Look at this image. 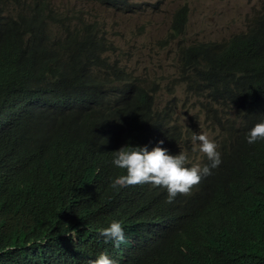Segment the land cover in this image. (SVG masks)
Segmentation results:
<instances>
[{"label":"trees","instance_id":"16d2710c","mask_svg":"<svg viewBox=\"0 0 264 264\" xmlns=\"http://www.w3.org/2000/svg\"><path fill=\"white\" fill-rule=\"evenodd\" d=\"M3 1L0 0V14ZM260 10L249 20L246 30L229 39L199 41L187 47L179 42L181 67L192 71L183 77L187 90H207L214 105L220 103L219 99L236 104L243 135L242 140L225 145L221 162L211 169L208 181L203 180L190 193H177L171 202L164 192L147 185L114 188L111 179L117 172L107 177L101 171L99 158L107 145L95 134L105 138L110 131L120 130V106H52L45 110V138L40 149L43 155L30 164L45 166L49 171L40 184L54 185L57 180L58 192L52 207L40 188L34 198L31 189L24 186L21 173L7 165V147L12 137L9 130L0 128V264H72L34 260L31 255L29 243L37 239L42 223L54 219V208L69 215L74 223H88L93 238H100L98 228L112 220L121 222L124 233L132 229L139 238L143 228H127L128 219L133 221L138 212L148 218L161 214L177 216L171 238L163 235L159 242L134 247L118 258L120 264H264V140L254 144L245 140L253 124L264 119V2ZM21 17L22 14L17 16ZM187 19L186 5L175 11L172 38L184 34ZM16 23L10 12L0 16V39L5 41L1 44L0 95L12 106L22 104L27 92L38 87L46 89L51 97L65 93V71L71 65L64 60L66 52L70 63H75L84 52H96L85 62L86 69L102 66L117 81L126 83L124 73L102 56L103 41L98 45L90 41L92 47L84 50L73 46L76 36L52 41L42 33L24 40L17 32L14 47L11 35ZM13 84L20 88L10 90ZM122 89L132 100L149 99L150 93L140 82L125 84ZM28 93L38 95L37 91ZM133 104L130 101V113L134 111ZM141 106L144 110L133 119L144 130L152 127L155 114L166 116L161 109L154 112L153 99ZM55 124L64 130L62 137L54 134ZM135 143L133 139L128 144ZM18 160L27 165L24 153H19ZM90 183L94 184V193L88 191ZM205 184H209V190H203ZM79 192H84L82 202L77 199ZM68 194L74 196L73 201ZM127 211L131 217L125 214ZM107 244L113 246L110 241Z\"/></svg>","mask_w":264,"mask_h":264},{"label":"clouds","instance_id":"9594fccd","mask_svg":"<svg viewBox=\"0 0 264 264\" xmlns=\"http://www.w3.org/2000/svg\"><path fill=\"white\" fill-rule=\"evenodd\" d=\"M91 1L115 7L121 12L133 11L132 3L128 2L129 0L3 1L0 16L5 17L10 12L11 16L17 20L14 27L15 32L11 35L14 47L18 38L17 32L22 34L24 40L42 33H45L52 41L76 36L72 43L73 46L84 50H89L92 43L98 45L103 41L100 43L104 44L105 48L102 56L108 58L112 64H116L117 69L124 73L126 81V83L117 81L116 77L107 73L102 66L87 70L85 62L96 52L80 54V58L75 63H70L66 52L64 60L71 65L65 71V93L51 97L46 89L38 87L29 90L37 91L38 95H30L28 91L26 100L19 106H12L0 95V128L9 130L12 137L10 145L7 147V165L21 173L24 178V186L31 189L34 198L40 188L46 196L48 205L54 206L58 192L57 180L55 179L54 185L52 183L40 184L42 179L47 178L49 171L45 166L30 164L39 161L40 156L43 155L40 149L44 145L45 138V121L47 120L45 110L52 106L67 108L120 106L123 109L120 117L122 123L120 130L110 131L105 138L95 134L99 137V141L103 140L107 145V150L99 158L101 171L107 177H111L117 172L111 179V186L114 188H137L147 185L164 192L168 202H171L177 193H190L194 188L199 187L203 180L208 181L211 169L216 168L221 162L220 156L225 145L231 141L242 140L243 129L241 119H239V108L236 104L223 99H219L220 103L214 105L207 90L195 91L192 89L191 92L187 90L183 77H188L192 71H185L181 67L178 46L179 42L187 47L198 43L199 40L187 41L182 38L186 30L184 34L172 38L171 22L167 38L170 41L178 39L176 43V56L179 61L177 63V81L179 85H184L182 87L184 101H192L196 106V111L186 120L187 123H181L178 106L173 99L167 100L164 104L158 102L157 93L152 83L144 77L128 72L118 64L119 62L112 61L108 55H105L110 47L107 45V36L100 26V22H90L82 17L86 5ZM81 2L84 3L83 6L80 5ZM263 2L264 0L256 12L261 11ZM184 5L187 6L189 15V7L187 4ZM19 14H22L21 18H17ZM188 20L189 17L186 28ZM246 29L247 27L244 30ZM3 42H5L4 39H0V56ZM9 56L2 62L6 61ZM135 82L142 83V88L150 93L149 99H153L154 112L158 113V109H161L166 113V116L153 114V124L150 129H142L137 120L133 119L135 114L144 110L141 105L149 99L135 101L122 92L125 84H135ZM19 88L18 84H13L10 90ZM130 101L134 102L133 113L128 110ZM52 129L58 137L64 135V130L59 125H53ZM133 139L137 143L128 144ZM245 140L248 144L264 140V119L253 124L247 131ZM19 153L26 155L27 165L18 160ZM12 159L14 163L11 162ZM209 189V184H205L203 190ZM88 191L95 192L93 183H90ZM68 199L73 201L74 196L68 194ZM77 199L78 202H82L84 192H79ZM52 211L54 219L45 224L42 223L37 239L29 243L32 245L31 255L34 260L43 258L50 261H68L72 264H120L118 258L132 252L134 247L147 244L150 241L159 242L163 235L171 238L177 219L176 215L169 214L151 218L141 217L138 212L133 221L131 218L128 219L127 228H143V235L138 238V233L132 229L124 233L121 222L112 220L106 226L98 228L97 235L102 240L97 237L93 238L88 223H74L69 215L60 214L57 208ZM125 214L131 217L129 211ZM1 223L0 219V228ZM109 241L113 246L107 244ZM9 248L13 247L7 249Z\"/></svg>","mask_w":264,"mask_h":264},{"label":"rangeland","instance_id":"374dc122","mask_svg":"<svg viewBox=\"0 0 264 264\" xmlns=\"http://www.w3.org/2000/svg\"><path fill=\"white\" fill-rule=\"evenodd\" d=\"M133 11L91 1L82 17L100 22L110 50L105 53L128 72L154 85L157 100L164 104L173 99L180 122L186 124L196 111L195 103L184 101L183 84L177 81L176 43L167 36L176 9L189 7V20L182 38L187 41L221 40L247 27L262 0H129ZM84 5L83 2L80 3Z\"/></svg>","mask_w":264,"mask_h":264}]
</instances>
